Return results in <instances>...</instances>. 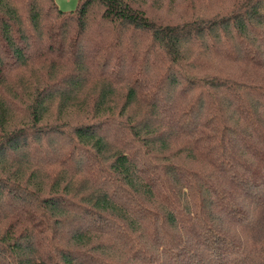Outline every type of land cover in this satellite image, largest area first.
I'll list each match as a JSON object with an SVG mask.
<instances>
[{"label": "trees", "instance_id": "16d2710c", "mask_svg": "<svg viewBox=\"0 0 264 264\" xmlns=\"http://www.w3.org/2000/svg\"><path fill=\"white\" fill-rule=\"evenodd\" d=\"M0 0V264H264V0Z\"/></svg>", "mask_w": 264, "mask_h": 264}, {"label": "rangeland", "instance_id": "374dc122", "mask_svg": "<svg viewBox=\"0 0 264 264\" xmlns=\"http://www.w3.org/2000/svg\"><path fill=\"white\" fill-rule=\"evenodd\" d=\"M64 10L74 9L77 0H55ZM232 0H155L148 11L163 20H180L190 16L211 14L223 6H228Z\"/></svg>", "mask_w": 264, "mask_h": 264}]
</instances>
